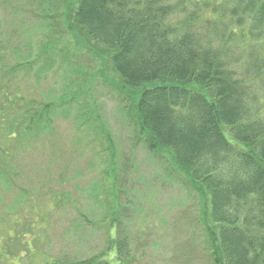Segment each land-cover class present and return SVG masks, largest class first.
<instances>
[{"label":"trees","instance_id":"trees-1","mask_svg":"<svg viewBox=\"0 0 264 264\" xmlns=\"http://www.w3.org/2000/svg\"><path fill=\"white\" fill-rule=\"evenodd\" d=\"M46 1L0 0L6 10L15 2L30 7L35 35L47 33L36 56L32 38L21 50L11 39L19 34L0 33V121L19 116L17 102L10 104L14 75L33 69L40 79L56 63L46 44L59 0H50L53 9ZM65 17L69 30L102 50L97 56L134 101L137 142L201 198L210 263L264 264V0H71ZM86 98L63 91L58 102L76 115ZM50 100L22 101L24 120L33 125L38 117L42 131L51 126L60 108ZM114 243L120 255L124 240ZM104 256L50 264H110Z\"/></svg>","mask_w":264,"mask_h":264},{"label":"rangeland","instance_id":"rangeland-1","mask_svg":"<svg viewBox=\"0 0 264 264\" xmlns=\"http://www.w3.org/2000/svg\"><path fill=\"white\" fill-rule=\"evenodd\" d=\"M70 3L59 0L51 14L56 31L46 45L54 67L35 80L33 69L14 75L10 104L17 102L22 119L9 114L0 121V264L76 261L107 251L110 264H211L201 198L175 167L169 171L163 158L137 142L134 101L126 100L97 56L102 50L77 28L68 29ZM11 6L0 5V33L19 34L11 39L21 50L32 38L36 56L47 33L35 35L38 21L30 7ZM3 84L8 87L7 76ZM63 91L71 99L87 95L76 115L59 103ZM44 98L54 99L60 112L42 131L38 117L33 125L31 118L24 120L23 103ZM121 238L124 251L117 255L112 243Z\"/></svg>","mask_w":264,"mask_h":264}]
</instances>
